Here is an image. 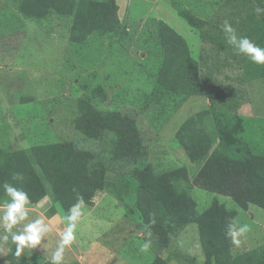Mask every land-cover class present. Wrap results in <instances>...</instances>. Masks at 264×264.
Returning <instances> with one entry per match:
<instances>
[{"label":"rangeland","instance_id":"374dc122","mask_svg":"<svg viewBox=\"0 0 264 264\" xmlns=\"http://www.w3.org/2000/svg\"><path fill=\"white\" fill-rule=\"evenodd\" d=\"M19 1L0 0V148H24L27 152L35 144L71 141L92 153L89 167L99 170L104 178V189L82 206L76 239L66 247L64 264H203L204 260L195 223L173 232L166 248L141 224L133 210L137 183L132 169L138 164L125 161L113 150L110 134L93 138L74 127L76 100L84 93L94 98L97 107L132 118L143 138L144 170H150L156 180L170 181L178 193L192 200L197 215L216 203L235 211L231 224L249 226L239 245L229 237L232 256L264 248V209L253 203L242 207L230 196L195 186L199 163L187 155L185 147L190 142L176 136L191 119H200L199 127L215 132L211 113L229 108L226 90L243 102L250 95L243 77L250 71V61L235 54L223 32L224 21L234 29L241 27L235 22L237 4L227 0H115L116 33L75 37L73 16L25 18L18 10ZM179 10L207 23L203 29L191 27ZM159 20L183 36L192 57L200 62L199 75L210 92L172 95L159 87L156 71L162 50L155 44ZM253 76V80L264 82L263 74ZM215 134L227 145L232 143L223 154L226 160L238 158V150L246 148L264 152L263 119L241 120L233 114L231 125ZM239 140L242 145L237 147ZM63 198L66 207L55 201L56 213H47L45 218L28 208L25 223L42 218L53 227L42 247L25 251L30 264H50L66 226L64 218L77 203L71 194ZM6 200L3 196L0 206ZM146 241L150 247L142 251ZM11 245L0 244V264H9L5 255Z\"/></svg>","mask_w":264,"mask_h":264},{"label":"trees","instance_id":"16d2710c","mask_svg":"<svg viewBox=\"0 0 264 264\" xmlns=\"http://www.w3.org/2000/svg\"><path fill=\"white\" fill-rule=\"evenodd\" d=\"M232 1L233 5L237 4L235 22L241 25L236 29L238 35L247 36L264 48V12H254L259 7L256 3L264 6V1L227 0ZM17 7L25 18L39 19L54 14L73 16L71 30L75 37L92 32L111 34L118 29V5L115 0H20ZM178 14L194 28L203 29L207 23L203 19L188 16L183 10H179ZM156 26L155 44L162 50L156 81L162 91L172 95L181 91L188 95L210 92L203 86L199 62L192 57L183 36L164 21H157ZM249 70L243 75L245 81L253 79V75H264V65L250 61ZM94 101L86 93L77 98L74 127L93 138L103 133L110 134L113 150L121 154L125 161L138 164L132 169V176L137 183L133 210L161 248L168 247L177 229L195 223L204 254L203 264H264V248L231 255L230 239L226 234L236 216L235 211L215 203L197 215L192 200L178 193L170 181L156 180L150 170H144L141 161L145 154L143 138L132 118L118 110L101 109ZM228 107L234 109L233 104L228 103ZM225 109L211 113L215 132L205 131L202 125L199 127V123L202 124L200 119L194 122L191 119L192 122L176 132L182 142H190L185 147L189 159L199 163L193 184L212 193L230 196L242 207L253 203L264 209V152L257 154L245 147L244 152L238 150V158L226 160L223 154L232 143L227 145L226 140L215 137V133L220 134L231 125L233 114L235 118H243ZM235 144L239 147L242 142L239 140ZM91 158V152L77 148L71 141L35 144L27 152L25 149L0 148V184L9 182L23 188L29 193L31 203H37L48 193L53 201L59 200L62 204L63 197L68 194L77 202L80 198L87 202L97 191L104 189L102 173L89 167ZM34 165L38 167L48 188ZM13 173H20L23 180H12ZM3 196L0 189V201ZM14 251L15 245L12 244L5 255L9 264H30L25 252L17 258Z\"/></svg>","mask_w":264,"mask_h":264},{"label":"clouds","instance_id":"9594fccd","mask_svg":"<svg viewBox=\"0 0 264 264\" xmlns=\"http://www.w3.org/2000/svg\"><path fill=\"white\" fill-rule=\"evenodd\" d=\"M254 12L260 14L264 12V8L256 7ZM223 32L227 35V43L232 46L235 54L243 55L257 65H264V48L255 44L247 36L238 35L236 29L228 21L223 23ZM11 178L15 181L23 180L20 173H13ZM0 189L7 197L6 202L0 206V228L3 229L0 244L11 242L15 245L14 256L17 258L21 257L26 250L33 251L37 249V246L42 247L43 241L53 231V227L42 218L25 223L29 216L28 208L31 205L29 193L9 182L0 184ZM83 204L84 201L80 198L68 209L64 218L66 226L59 235L50 264H64L66 247L71 246L76 239L77 223L83 214ZM248 231L247 224L237 227L230 223L226 235L231 238L233 244L239 245L240 237ZM149 247L150 241H146L141 246V250L146 251Z\"/></svg>","mask_w":264,"mask_h":264},{"label":"crops","instance_id":"0c3cea01","mask_svg":"<svg viewBox=\"0 0 264 264\" xmlns=\"http://www.w3.org/2000/svg\"><path fill=\"white\" fill-rule=\"evenodd\" d=\"M247 82L250 91V95L247 98V101L243 102L235 100L232 96V93L229 94L226 90L225 94L227 95V99H225V101L227 102V100H229V104H233L234 109L226 108L225 110L228 112H233L241 116L243 119L248 118L264 120V82H259L253 79H249L247 80ZM54 202L55 201L52 200L51 195L48 193L44 197H42L37 203H31L29 209H31V211H34V213L42 214V216L45 218L44 215H46L47 213H56V210L53 206ZM58 202L60 201L58 200Z\"/></svg>","mask_w":264,"mask_h":264}]
</instances>
